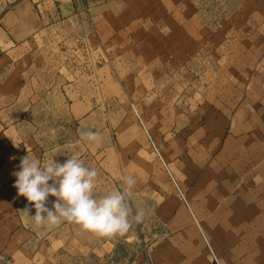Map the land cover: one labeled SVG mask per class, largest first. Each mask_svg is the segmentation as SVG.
<instances>
[{
	"label": "rangeland",
	"instance_id": "1",
	"mask_svg": "<svg viewBox=\"0 0 264 264\" xmlns=\"http://www.w3.org/2000/svg\"><path fill=\"white\" fill-rule=\"evenodd\" d=\"M162 1L154 6L155 22L138 21V7L112 6L132 14L109 20L115 36L108 48L76 58L108 65V99L89 102L92 116L69 132L64 102H54L55 132L42 134L45 143L69 146L71 156L97 170V196L122 190V175L136 178L132 204L146 216L114 236L122 257L145 253L146 264H264V5L232 0L215 12L212 5ZM86 8L83 3V13ZM142 23L158 36L184 25L198 33L200 48L182 67L157 54L156 83L148 77L138 83L132 75ZM86 131L102 139L89 143L81 138Z\"/></svg>",
	"mask_w": 264,
	"mask_h": 264
},
{
	"label": "crops",
	"instance_id": "2",
	"mask_svg": "<svg viewBox=\"0 0 264 264\" xmlns=\"http://www.w3.org/2000/svg\"><path fill=\"white\" fill-rule=\"evenodd\" d=\"M181 1L187 6L212 5L218 12L222 4L232 0ZM158 2L163 1L0 0V264H146L145 253L134 254L131 259L122 257L120 242L114 236L100 237L68 222L54 227L34 226L21 211L28 201L18 196L12 173L19 170L20 158L27 154L42 164L50 162L55 154H60L55 159L61 163L71 157L69 146L47 145L42 135L55 132L51 119L57 114L54 102H64L63 115L69 132L72 125L90 119L94 106L89 102L108 99V65L98 67L88 59L78 61L77 55L88 54L94 47L108 48L110 37L115 36L109 20L123 21L132 14L113 12V5L138 7V21L155 22L154 6ZM164 2L172 4L171 0ZM257 2L262 10L264 0ZM83 3L90 12L83 13ZM142 26L145 25L142 23L140 29ZM149 28L140 30L134 45L139 56L132 76L138 83L148 77V82L155 84L161 75L157 54L163 53L165 61H179L177 65L182 67L188 63L190 53L200 48V42L198 33L190 32L184 25L168 26L162 36ZM118 32L119 29L117 35ZM260 37L264 38V31ZM63 52L74 55V60L48 59L47 54ZM97 87L100 92L94 93L93 88ZM34 213L32 208L31 214Z\"/></svg>",
	"mask_w": 264,
	"mask_h": 264
},
{
	"label": "clouds",
	"instance_id": "3",
	"mask_svg": "<svg viewBox=\"0 0 264 264\" xmlns=\"http://www.w3.org/2000/svg\"><path fill=\"white\" fill-rule=\"evenodd\" d=\"M81 138L89 143H97L102 137L93 131L81 133ZM14 146L19 147L15 141ZM51 156L50 162L29 154L20 158L19 170L13 187L18 196H23L28 204L23 210L26 219L34 226H59L64 222L78 225L81 229L100 237L124 235L133 223L143 222L146 211L134 208L132 201L137 180L132 175H122V190L101 196L95 194L98 172L89 168L76 156L59 162ZM15 159V157H13ZM54 197V200H49ZM32 208L35 213L31 214Z\"/></svg>",
	"mask_w": 264,
	"mask_h": 264
}]
</instances>
